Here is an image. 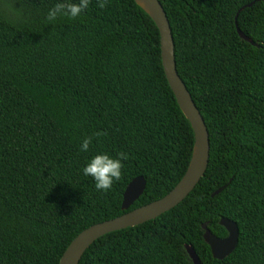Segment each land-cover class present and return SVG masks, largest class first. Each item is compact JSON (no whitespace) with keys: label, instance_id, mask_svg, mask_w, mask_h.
<instances>
[{"label":"trees","instance_id":"trees-1","mask_svg":"<svg viewBox=\"0 0 264 264\" xmlns=\"http://www.w3.org/2000/svg\"><path fill=\"white\" fill-rule=\"evenodd\" d=\"M159 1L178 74L209 132V165L180 205L103 236L79 264H193L185 245L202 264H264V0ZM60 2L78 0H0V264H59L84 230L169 194L192 158L194 131L166 78L154 21L135 0L104 9L91 0L76 19L49 23ZM238 13L259 47L239 36ZM96 132L107 135L80 151ZM121 151V179L97 191L82 169ZM138 177L145 192L122 211ZM222 218L237 224L239 241L216 260L202 225L224 239Z\"/></svg>","mask_w":264,"mask_h":264},{"label":"water","instance_id":"water-1","mask_svg":"<svg viewBox=\"0 0 264 264\" xmlns=\"http://www.w3.org/2000/svg\"><path fill=\"white\" fill-rule=\"evenodd\" d=\"M135 2L154 21L159 29L161 57L166 78L180 109L190 122L195 135L191 162L182 180L169 194L153 203L127 212L140 199L146 189V180L144 177L136 178L129 184L124 193L122 211L127 213L116 219L96 224L84 230L69 245L59 264H79L86 251L103 236L143 225L176 208L195 190L205 176L209 165V132L201 112L198 110L185 83L178 74L174 38L167 14L159 0H135ZM253 4L247 7H251ZM238 15L239 13L236 16L235 24L239 36L253 46L259 47L257 43L250 40L239 29L237 25ZM226 188L227 185L217 190L213 196L219 195ZM220 226L228 233V236L224 239H220L212 234L207 224L202 225L204 241L209 245L212 255L216 260H224L229 257L236 249L239 241V229L234 221L222 218ZM185 250L193 264H202L191 246L185 245Z\"/></svg>","mask_w":264,"mask_h":264},{"label":"clouds","instance_id":"clouds-1","mask_svg":"<svg viewBox=\"0 0 264 264\" xmlns=\"http://www.w3.org/2000/svg\"><path fill=\"white\" fill-rule=\"evenodd\" d=\"M91 0H78V3H57L47 14V21L54 22L57 17L65 16L70 19H76L83 13L90 4ZM108 0H97V6L101 9L107 7ZM106 132H96L91 137L82 140L80 151L87 152L89 146L95 137L105 136ZM129 156L121 151L117 153L116 158H112L107 154H99L93 157L87 165L82 169L85 176L91 177L95 181L97 191L107 192L111 189L114 181H119L122 177V169Z\"/></svg>","mask_w":264,"mask_h":264}]
</instances>
